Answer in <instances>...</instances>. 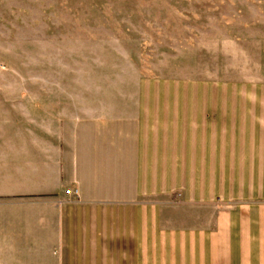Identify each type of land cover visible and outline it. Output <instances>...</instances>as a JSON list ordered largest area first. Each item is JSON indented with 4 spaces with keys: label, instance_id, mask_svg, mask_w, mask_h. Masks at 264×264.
Here are the masks:
<instances>
[{
    "label": "crops",
    "instance_id": "1",
    "mask_svg": "<svg viewBox=\"0 0 264 264\" xmlns=\"http://www.w3.org/2000/svg\"><path fill=\"white\" fill-rule=\"evenodd\" d=\"M144 88L0 87V264H264V87Z\"/></svg>",
    "mask_w": 264,
    "mask_h": 264
},
{
    "label": "rangeland",
    "instance_id": "2",
    "mask_svg": "<svg viewBox=\"0 0 264 264\" xmlns=\"http://www.w3.org/2000/svg\"><path fill=\"white\" fill-rule=\"evenodd\" d=\"M208 84L264 87V0H0V87Z\"/></svg>",
    "mask_w": 264,
    "mask_h": 264
},
{
    "label": "built area",
    "instance_id": "3",
    "mask_svg": "<svg viewBox=\"0 0 264 264\" xmlns=\"http://www.w3.org/2000/svg\"><path fill=\"white\" fill-rule=\"evenodd\" d=\"M69 192H70L69 190L66 191V193H69Z\"/></svg>",
    "mask_w": 264,
    "mask_h": 264
}]
</instances>
